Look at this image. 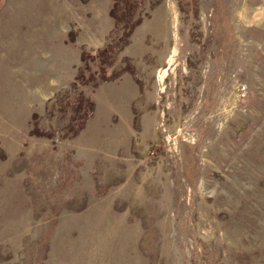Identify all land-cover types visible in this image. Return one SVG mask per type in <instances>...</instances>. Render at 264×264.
<instances>
[{
    "label": "rangeland",
    "instance_id": "374dc122",
    "mask_svg": "<svg viewBox=\"0 0 264 264\" xmlns=\"http://www.w3.org/2000/svg\"><path fill=\"white\" fill-rule=\"evenodd\" d=\"M148 5L73 90L111 0H0V264H264V0Z\"/></svg>",
    "mask_w": 264,
    "mask_h": 264
},
{
    "label": "trees",
    "instance_id": "16d2710c",
    "mask_svg": "<svg viewBox=\"0 0 264 264\" xmlns=\"http://www.w3.org/2000/svg\"><path fill=\"white\" fill-rule=\"evenodd\" d=\"M160 0H111L108 14L113 19V27L108 33L104 45L93 52L83 49L80 54L82 65L77 69L71 89L75 90L78 86L91 84L96 87L99 84L114 80L124 72H129L127 67H120L113 70L110 74L106 69L114 65L117 54L130 42V36L136 26L144 18L150 16L145 4L148 2V9L151 10ZM89 61L93 63L90 66ZM76 106L73 115L66 124L70 137L77 135L83 128L86 121L93 115L95 103L93 100L84 98L82 90L78 92Z\"/></svg>",
    "mask_w": 264,
    "mask_h": 264
},
{
    "label": "crops",
    "instance_id": "0c3cea01",
    "mask_svg": "<svg viewBox=\"0 0 264 264\" xmlns=\"http://www.w3.org/2000/svg\"><path fill=\"white\" fill-rule=\"evenodd\" d=\"M102 46V45H101ZM99 47V46H98Z\"/></svg>",
    "mask_w": 264,
    "mask_h": 264
}]
</instances>
